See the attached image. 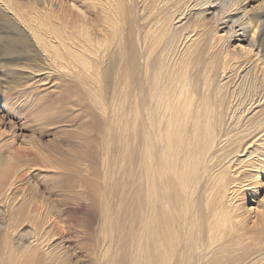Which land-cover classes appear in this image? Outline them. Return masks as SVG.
<instances>
[{
	"label": "bare ground",
	"instance_id": "1",
	"mask_svg": "<svg viewBox=\"0 0 264 264\" xmlns=\"http://www.w3.org/2000/svg\"><path fill=\"white\" fill-rule=\"evenodd\" d=\"M75 3L0 0L4 76L28 48L49 60L31 58L23 88L71 89L85 146L22 145L29 126L0 115V149L15 156H0V264H77L54 243L64 198L95 218L77 241L90 264H264V0ZM29 159L82 171L43 197Z\"/></svg>",
	"mask_w": 264,
	"mask_h": 264
},
{
	"label": "rangeland",
	"instance_id": "2",
	"mask_svg": "<svg viewBox=\"0 0 264 264\" xmlns=\"http://www.w3.org/2000/svg\"><path fill=\"white\" fill-rule=\"evenodd\" d=\"M20 2L23 0H19ZM227 1V0H225ZM67 3H71L75 6L76 0H65ZM85 7V6H82ZM86 8H88L86 6ZM237 16L231 15L229 18L235 20ZM264 19V16H261V20ZM247 34V33H246ZM248 38L249 35L247 34ZM261 42L262 45L259 48L261 51V56L264 57V31L261 36ZM21 51H19L20 53ZM21 57L18 58V61L22 60V57L26 58L27 61V67L21 68L19 71L14 72L13 74H6L4 76V72H6L5 67L8 66L7 59L0 56V65L2 66L0 68V115L5 118V122H8L7 120H10L12 123H20L22 121V125L29 126L27 130H31L30 132H25V135H31L33 136L32 139L29 137H23L21 136V144L22 145H43L46 142H52L53 145H57L58 147L62 144L63 151L65 152V148L71 144L72 147H75V150L78 154H81L85 146L81 140V136L83 135V132L79 129L80 122L83 119V113L80 107L73 106L71 104L72 98H73V91L66 90L65 87L59 88L55 87L56 84H54L53 88H50V84L53 82L49 81V79L44 83H34L36 84L35 87L30 89H24V81L26 80L25 76L22 74V69L27 71L30 66H32V62L35 60L41 65L49 64V60H42L39 54H37L33 48H28L24 52L20 53ZM38 56V57H37ZM31 58L33 61H31ZM30 62V63H29ZM22 62L19 63L21 65ZM53 72L57 71V68H50ZM8 71V70H7ZM16 74L18 76V81L21 85L18 86H12L9 83V77ZM37 78V77H36ZM35 78V79H36ZM56 82V80H53ZM32 83V80L29 79L27 81V84ZM33 84V85H34ZM32 87V86H31ZM70 91V92H69ZM75 115L77 118H75ZM47 117H50L48 121V126H45L44 122ZM27 119L29 122H24L23 119ZM55 120V121H52ZM66 120V121H65ZM44 123V124H43ZM43 125L40 128L38 125ZM92 143L91 148L94 149L95 144H97L100 140L99 136L96 135L95 132L92 134ZM18 139V140H19ZM58 140V143L56 144L55 141ZM94 143V146H93ZM97 153L100 151L99 148H96ZM38 153V152H37ZM45 154H48L45 152ZM0 156L7 161V163H10L14 159V155L8 153L5 149H0ZM38 156L40 159H44L43 154L38 153ZM58 156H61L58 154ZM67 158H72L73 155L71 152H68L65 154ZM62 157V156H61ZM25 162L29 163L27 166V170L31 171L33 174L34 172H39V175H30L32 177V184H36L37 189H40L44 195L43 197H46L49 195V193L45 192L46 189L50 187L52 184V181H59V178H63L64 181H67L68 176L70 175L71 171L74 167H76L80 172L82 171L81 168L76 165H68V166H61L55 163H44L46 167L41 166L40 160L38 159H29ZM22 163V162H20ZM22 165H24L22 163ZM19 166V165H18ZM53 166H56L55 169ZM35 169V170H34ZM104 169V170H103ZM121 168H117L116 166L110 165V170L113 171H119ZM37 170V171H36ZM52 172H55V174H52ZM98 173L99 178H97V181H107L104 178V175L106 174L105 168L101 165L98 167ZM24 181V180H23ZM76 181H81L77 180ZM264 183V180H263ZM262 182L260 184H263ZM264 185V184H263ZM25 189L23 191L25 193L29 192L28 184H26ZM28 192H26L27 190ZM61 194V193H60ZM55 195V192H54ZM51 196V197H54ZM57 198L60 199L58 201L62 200L61 195H57ZM259 197L256 198L258 201V205L261 206V201H259ZM64 205L62 204L61 211H60V223L64 227V233L62 237H59L55 239L54 243L60 242V238H62L66 245V250L68 252V258L77 264H90V260L85 259L83 257L84 251L78 249V242L80 241L81 233L87 228L96 229V221L95 218L92 215V212L85 206V204L82 201H78L77 204L73 205L70 203V200L63 199ZM62 201V202H63ZM249 203V202H248ZM251 205V204H250ZM254 205V203H252ZM63 207L65 209H63ZM63 216V217H62ZM1 218V216H0ZM66 226V228H65ZM91 226V227H89ZM74 227V228H73ZM68 228V229H67ZM68 230V232L66 231ZM74 231L76 233H70L69 232ZM94 234H96V230L93 231ZM67 234V235H66ZM72 234V236H71ZM78 235V236H77ZM64 236V237H63ZM68 236V237H67ZM79 237V238H78ZM65 238V239H64ZM59 239V240H58ZM81 251V252H80Z\"/></svg>",
	"mask_w": 264,
	"mask_h": 264
}]
</instances>
